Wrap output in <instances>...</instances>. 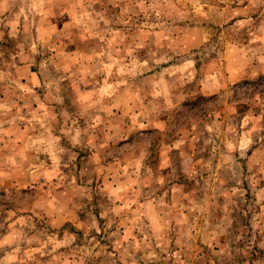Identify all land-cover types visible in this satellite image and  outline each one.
Listing matches in <instances>:
<instances>
[{
    "label": "clouds",
    "instance_id": "9594fccd",
    "mask_svg": "<svg viewBox=\"0 0 264 264\" xmlns=\"http://www.w3.org/2000/svg\"><path fill=\"white\" fill-rule=\"evenodd\" d=\"M0 264H264V0H0Z\"/></svg>",
    "mask_w": 264,
    "mask_h": 264
},
{
    "label": "rangeland",
    "instance_id": "374dc122",
    "mask_svg": "<svg viewBox=\"0 0 264 264\" xmlns=\"http://www.w3.org/2000/svg\"><path fill=\"white\" fill-rule=\"evenodd\" d=\"M33 72H35V69H32Z\"/></svg>",
    "mask_w": 264,
    "mask_h": 264
}]
</instances>
